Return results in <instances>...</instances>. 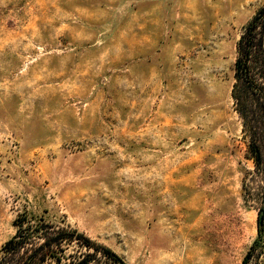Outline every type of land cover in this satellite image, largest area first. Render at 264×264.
<instances>
[{
  "label": "rangeland",
  "instance_id": "rangeland-1",
  "mask_svg": "<svg viewBox=\"0 0 264 264\" xmlns=\"http://www.w3.org/2000/svg\"><path fill=\"white\" fill-rule=\"evenodd\" d=\"M264 0H0V251L23 213L128 264H243L258 206L235 110Z\"/></svg>",
  "mask_w": 264,
  "mask_h": 264
},
{
  "label": "trees",
  "instance_id": "trees-1",
  "mask_svg": "<svg viewBox=\"0 0 264 264\" xmlns=\"http://www.w3.org/2000/svg\"><path fill=\"white\" fill-rule=\"evenodd\" d=\"M234 78V107L255 163L243 189L247 201L258 206V235L243 264H264V4L240 36ZM15 225L0 264H128L110 247L44 216L23 213Z\"/></svg>",
  "mask_w": 264,
  "mask_h": 264
}]
</instances>
